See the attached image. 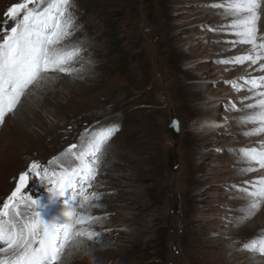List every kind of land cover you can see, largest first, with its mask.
Here are the masks:
<instances>
[{"label":"rangeland","instance_id":"1","mask_svg":"<svg viewBox=\"0 0 264 264\" xmlns=\"http://www.w3.org/2000/svg\"><path fill=\"white\" fill-rule=\"evenodd\" d=\"M21 2L0 0V32L14 26L8 11ZM229 2L70 0V35L57 47L79 49L68 65L71 71L47 74L50 86L30 88L0 127V208L20 173L28 171L24 193L39 200L45 223L80 211L79 188L63 196L49 193L53 185L40 182L30 166L35 162L41 172L76 167L69 147L76 144L79 151L96 132L116 126L86 189L99 197L86 212L99 218L101 235L89 245L101 264H226L231 251L258 253L242 242L253 230L232 234L243 214L264 210L252 209L248 195L264 175L255 170L254 184L239 176L243 161L254 163L244 150L260 147L255 144L264 139L248 135L256 125L240 121L251 112L246 105L261 98L256 92L264 87L250 91L251 80L259 83L264 72L259 63H235L251 45L239 42L232 27L236 17L226 19ZM261 26L264 33V16ZM238 43L242 48L235 47ZM244 71L252 72L249 78ZM23 102L30 107L27 121ZM173 116L180 122L175 141L169 129ZM21 124L19 135L15 129ZM55 206L56 213L47 212ZM36 210L20 205L28 215ZM256 236L262 240V234ZM84 259L79 258L87 264Z\"/></svg>","mask_w":264,"mask_h":264},{"label":"snow or ice","instance_id":"2","mask_svg":"<svg viewBox=\"0 0 264 264\" xmlns=\"http://www.w3.org/2000/svg\"><path fill=\"white\" fill-rule=\"evenodd\" d=\"M70 7V0H22L9 9L8 15L15 22L14 26L0 32V125L30 88L46 82L47 74L71 71L68 65L78 55L79 49L68 51L57 47L70 35L68 29L73 21ZM227 9L229 15L236 17L232 27L238 29L241 43L251 45V52L236 57L235 63H259V70L264 72V33L258 27L264 15V0H230ZM251 84L253 88L250 91L264 87V76L260 77L259 83L253 78ZM256 95L261 98L246 105L251 112L245 116V122L256 125L248 135L264 136V91L256 92ZM116 131V126L101 129L79 151H74L77 145L72 144L68 153L79 162L76 167H62L59 172L47 169L41 172L38 164H31L30 170L41 181L53 185L48 187L49 193L63 196L67 189L79 188L82 197L78 207L80 211H67L65 215L70 217V222L66 224L45 223L40 216L39 200L24 193L31 179L29 172L20 173L15 191L0 208V245H3L0 246V264H60L74 240H92L101 235L82 227L91 226L99 219L86 212L91 201L99 199L96 193L88 195L86 189L96 178L99 154ZM244 155L264 169V146L246 149ZM259 185L248 193L253 200L252 209H257L259 202L264 201V178ZM21 203L26 208L34 206L37 210L31 215L22 213ZM257 244V241H252L245 248L264 254V240L259 241V246Z\"/></svg>","mask_w":264,"mask_h":264},{"label":"bare ground","instance_id":"3","mask_svg":"<svg viewBox=\"0 0 264 264\" xmlns=\"http://www.w3.org/2000/svg\"><path fill=\"white\" fill-rule=\"evenodd\" d=\"M218 1H220V0H218ZM215 14V13H214ZM226 15V14H225ZM226 16H228L226 19H230V18H232L231 17V15H226ZM264 15H262V17H263ZM226 19H224V18H222V20H226ZM260 28H262V26L260 27ZM241 40H242V38L239 40V42L241 43ZM240 43H238L237 45H235V47L237 48V47H239V48H242V46L240 45ZM74 65L77 67V65L76 64H73V67H74ZM87 66H88V70H89V68H93L90 64H87ZM72 67V68H73ZM87 68V67H86ZM234 68V67H233ZM256 70H258V69H252L251 71L252 72H254V71H256ZM251 71H244L243 73H242V75L245 77V78H249L250 76V72ZM88 72V71H87ZM86 72V73H87ZM251 72V73H252ZM92 75L93 74V72L92 71H89V75ZM73 75H76V73L75 72H73V73H71V76H73ZM81 77L80 75H76V78L77 77ZM82 78V77H81ZM97 78V77H96ZM45 80H46V82L42 85L41 84V90H43L42 88H45V84L46 85H48V87L50 86L49 85V83L51 82L48 78H45ZM61 83H62V85L65 87V88H69L70 87V82L68 81V79H61ZM72 88V87H71ZM40 89V88H39ZM73 89V88H72ZM38 94H40V93H38ZM249 97H251V94H249L248 95ZM23 111L24 110H26V111H24V113H23V120L24 121H27V117H25V115H26V113H27V111H29L30 110V107H28L27 106V104L25 103V102H23L22 104H21V107H20ZM8 114H13L12 112L11 113H7L6 114V116H5V121H7L8 119H7V117H8ZM249 114V113H248ZM247 115V113H245L244 114V117H242V118H240V121H242V122H244L245 121V116ZM15 116V115H14ZM4 121V122H5ZM19 124V123H18ZM221 124V123H220ZM245 126V125H244ZM0 127H1V125H0ZM15 130H17L18 132L17 133H19V135H22L23 133H24V126L21 124V125H18V126H16V129ZM255 136H257V135H255ZM24 137H25V135H24ZM23 138V137H22ZM42 140V139H41ZM258 145H261V146H264V139H262V140H258V143L257 144H255V146H258ZM260 146V147H261ZM253 148V147H252ZM1 151V150H0ZM4 152V151H3ZM1 153H0V165H1ZM9 160V159H8ZM3 161V160H2ZM245 164H244V166H243V169H242V171H240V173H239V176L240 177H242V178H245V180H242V181H247L248 179H249V181H247L249 184L252 182L253 184H254V182L253 181H255V176H254V172L255 171H248V169L249 168H254V169H256V172H257V170L259 171V173H260V175H264V169H260L259 168V166L258 165H256L255 163H253L252 165H248L247 164V162H245V161H243ZM9 164V163H8ZM240 164V163H239ZM239 177V178H240ZM264 178V177H263ZM40 182H42L41 180H40ZM246 182V183H247ZM44 189V188H43ZM91 204H93V202H91ZM67 206H69V205H67ZM259 206H261V207H263V209H264V202L263 201H261V202H259ZM77 208V207H76ZM258 210V209H257ZM50 211H53L54 213H56V206L55 207H53V208H51V210L49 209L47 212H50ZM251 212V211H250ZM49 214V213H48ZM255 215H256V217H255ZM91 216V215H90ZM243 216L245 217V219L243 220V221H241V223H240V225H239V229L237 230V231H235V232H233V234L232 235H234V234H236V235H239V234H241V235H243V234H247V233H249L250 232V230H253V232H255L254 233V235L252 236H249L248 238H246L245 240H243L242 242L243 243H246V244H249L250 243V241L252 240V239H254V241H259V238L256 236V235H258V234H262V236H261V238L260 239H262V240H264V220H262L261 218H263V216H264V210H262L261 211V213L260 214H255V213H248L247 215H245V214H243ZM67 218H65L63 215H58L57 217H53L52 218V221L54 222V224H57L58 223V225H62V224H66V223H68V222H70V217H68V216H66ZM251 217H255L254 218V221H248L249 223H243L244 221H247L249 218H251ZM262 220V222L260 221L259 222V220ZM57 222V223H56ZM99 224H98V222H95L94 224H92L90 227H88L89 228V230H94V231H97V230H99ZM251 234H252V232H251ZM246 236V235H245ZM97 241V237H94L92 240H87V239H85V241H87V243L88 244H90L89 242L90 241ZM235 241V240H234ZM92 243V242H91ZM91 246V245H90ZM97 246V245H96ZM94 247V246H93ZM93 247H91L94 251H95V249L93 248ZM96 248V247H95ZM98 248V247H97ZM96 248V249H97ZM97 251V250H96ZM96 254V253H95ZM109 254V253H108ZM225 255H227V253L225 254ZM79 258H83V256H82V254L81 253H79L78 251L77 252H74V255H73V258H72V264H82V262L79 260ZM262 258H264V255H260L259 253H250V251L249 252H246V251H244L242 248L241 249H238L237 251H235V252H233V251H231V252H229L228 253V256H226V258H224V260H225V263L226 264H256V263H259V264H264V259H262ZM84 260H86V258L84 259ZM83 261V260H82ZM86 264V263H85Z\"/></svg>","mask_w":264,"mask_h":264},{"label":"clouds","instance_id":"4","mask_svg":"<svg viewBox=\"0 0 264 264\" xmlns=\"http://www.w3.org/2000/svg\"><path fill=\"white\" fill-rule=\"evenodd\" d=\"M77 251L82 254L83 258H86L87 264H101V261L95 254V251L91 248L87 241L79 239L74 240L73 244L69 246L62 257L60 264H72L74 252Z\"/></svg>","mask_w":264,"mask_h":264},{"label":"water","instance_id":"5","mask_svg":"<svg viewBox=\"0 0 264 264\" xmlns=\"http://www.w3.org/2000/svg\"><path fill=\"white\" fill-rule=\"evenodd\" d=\"M169 129L172 133V138L173 140H177L180 134V122L177 118H175L174 116L171 119V123L169 126ZM170 159L173 160V155H170Z\"/></svg>","mask_w":264,"mask_h":264}]
</instances>
